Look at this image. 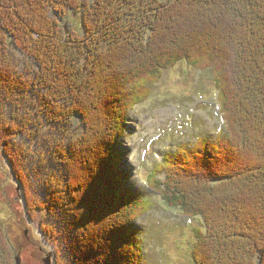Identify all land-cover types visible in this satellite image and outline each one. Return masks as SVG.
<instances>
[{
  "label": "trees",
  "instance_id": "trees-1",
  "mask_svg": "<svg viewBox=\"0 0 264 264\" xmlns=\"http://www.w3.org/2000/svg\"><path fill=\"white\" fill-rule=\"evenodd\" d=\"M72 12L82 33L61 28ZM180 62L213 73L226 135L180 145L148 186L200 221L194 264H264V0H0V152L61 264H147L153 206L121 141ZM0 264H16L1 227Z\"/></svg>",
  "mask_w": 264,
  "mask_h": 264
},
{
  "label": "rangeland",
  "instance_id": "rangeland-1",
  "mask_svg": "<svg viewBox=\"0 0 264 264\" xmlns=\"http://www.w3.org/2000/svg\"><path fill=\"white\" fill-rule=\"evenodd\" d=\"M158 25L161 27L163 22ZM61 28L82 33L81 15L70 13L69 22L65 21ZM17 56L24 61V56ZM216 93L214 75L210 70L196 69L180 62L164 71L151 86L149 98L130 112L121 150L130 191L153 206L151 212L136 224L145 241L147 264H194V229L200 227V221L167 207L149 188L148 178L156 165L180 145L195 144L200 138L214 141L226 135ZM79 123L71 129V135L63 137L66 142H69L67 138H77L81 134ZM38 149L34 142L32 150ZM23 191L0 152V227L16 257L20 256L28 264L26 255L30 254V248L42 261L46 253H52L56 256L54 264H61L59 256L63 254L58 252L61 244L53 246L45 242L37 225L27 215Z\"/></svg>",
  "mask_w": 264,
  "mask_h": 264
},
{
  "label": "flooded vegetation",
  "instance_id": "flooded-vegetation-1",
  "mask_svg": "<svg viewBox=\"0 0 264 264\" xmlns=\"http://www.w3.org/2000/svg\"><path fill=\"white\" fill-rule=\"evenodd\" d=\"M17 192H19V189H17ZM42 252H43V249H40ZM36 251V250H35ZM28 252L27 253V257H29V260H28V264H38V261H39V264H45V261L47 259H50L51 260V264H54V259H56V256L53 255L52 253H46L45 254V258H43V261L38 257V253L30 250V248H28ZM22 264H25L24 261L22 260Z\"/></svg>",
  "mask_w": 264,
  "mask_h": 264
},
{
  "label": "water",
  "instance_id": "water-1",
  "mask_svg": "<svg viewBox=\"0 0 264 264\" xmlns=\"http://www.w3.org/2000/svg\"><path fill=\"white\" fill-rule=\"evenodd\" d=\"M16 264H22V259H21L20 256H17V257H16ZM45 264H51V260H50V259H47V260L45 261Z\"/></svg>",
  "mask_w": 264,
  "mask_h": 264
}]
</instances>
